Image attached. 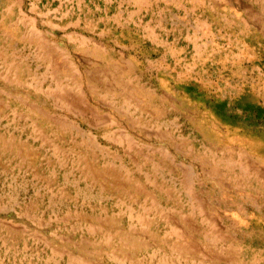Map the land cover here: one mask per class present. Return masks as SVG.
Instances as JSON below:
<instances>
[{
  "label": "rangeland",
  "instance_id": "374dc122",
  "mask_svg": "<svg viewBox=\"0 0 264 264\" xmlns=\"http://www.w3.org/2000/svg\"><path fill=\"white\" fill-rule=\"evenodd\" d=\"M0 264H264V0H0Z\"/></svg>",
  "mask_w": 264,
  "mask_h": 264
}]
</instances>
